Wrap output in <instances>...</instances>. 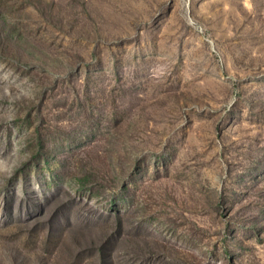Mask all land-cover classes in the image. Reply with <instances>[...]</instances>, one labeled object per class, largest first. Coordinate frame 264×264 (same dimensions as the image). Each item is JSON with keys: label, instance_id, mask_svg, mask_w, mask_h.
Wrapping results in <instances>:
<instances>
[{"label": "rangeland", "instance_id": "obj_1", "mask_svg": "<svg viewBox=\"0 0 264 264\" xmlns=\"http://www.w3.org/2000/svg\"><path fill=\"white\" fill-rule=\"evenodd\" d=\"M0 264H264V0H0Z\"/></svg>", "mask_w": 264, "mask_h": 264}]
</instances>
